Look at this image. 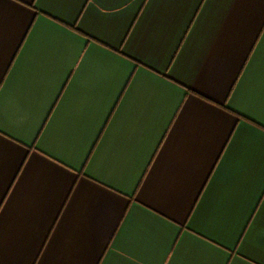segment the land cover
Here are the masks:
<instances>
[{
	"label": "crops",
	"instance_id": "0c3cea01",
	"mask_svg": "<svg viewBox=\"0 0 264 264\" xmlns=\"http://www.w3.org/2000/svg\"><path fill=\"white\" fill-rule=\"evenodd\" d=\"M0 264H264V0H0Z\"/></svg>",
	"mask_w": 264,
	"mask_h": 264
}]
</instances>
